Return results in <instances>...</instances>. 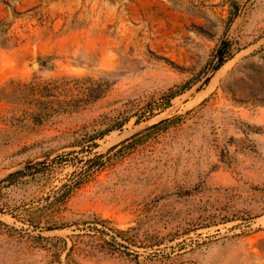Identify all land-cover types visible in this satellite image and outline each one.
<instances>
[{
	"label": "rangeland",
	"instance_id": "rangeland-1",
	"mask_svg": "<svg viewBox=\"0 0 264 264\" xmlns=\"http://www.w3.org/2000/svg\"><path fill=\"white\" fill-rule=\"evenodd\" d=\"M17 172L0 264H264V0H0Z\"/></svg>",
	"mask_w": 264,
	"mask_h": 264
},
{
	"label": "trees",
	"instance_id": "trees-1",
	"mask_svg": "<svg viewBox=\"0 0 264 264\" xmlns=\"http://www.w3.org/2000/svg\"><path fill=\"white\" fill-rule=\"evenodd\" d=\"M235 5H232V8H236V7H234ZM227 48L226 47H224L219 53H218V55H217V65H216V69H219L220 67H222V65L226 62V60L228 59V57L229 56H227ZM185 89V86H183V87H180L177 91H175V90H173V89H170L169 91H168V93H167V95H166V107H168V105H169V103H170V101L174 98V97H176L178 94H180V92H182L183 90ZM94 99H97V97L96 98H94ZM37 102V104H39V102L38 101H36ZM33 117L35 118V119H37V118H41L42 119V117L40 116V115H37V114H34L33 115ZM109 131H106V133H108ZM103 136V135H102ZM101 135H100V137H102ZM24 175V172H17V173H14V174H11V175H9L8 177H6L5 178V180H3L0 184H2V183H8L9 185H12V184H14L15 183V181H17V179L18 178H20L21 176H23ZM187 194H189V193H187ZM1 210V209H0ZM93 227H87V228H90V229H92L93 231H96L97 233H99L100 235H101V237H102V240L104 241L103 242V244L105 245H107L108 244V242L107 241H105L104 240V238L105 237H107V236H109V234H108V231H106L107 229H106V225L108 224V222L107 221H105V220H101V219H97L96 220V222L93 224V223H90ZM101 226V227H103L102 229H98L97 228V226ZM63 228H65V227H60V228H54V229H50V228H48L47 230L48 231H52V230H57V229H63ZM126 232H120V231H116V234H118L119 236H123L124 234H125ZM41 239V241L43 242V243H51V242H53V241H55L56 243H58V244H60L61 245V247L60 246H58V247H55V249L53 250L56 254H58V261L57 262H59L60 261V259H59V253H61V251L63 252V251H66V245H67V243H66V241L65 240H63V239H60V238H53V239H47V238H40ZM114 239H115V237H111V241L112 242H114ZM72 248H74V245L70 248V249H68V251H67V255H66V257H68V253L70 252V250L72 249ZM112 248V247H111ZM101 252H105L106 251V249L104 248V247H100V249H99ZM114 250H117V249H109V251H111V252H114ZM118 252H120L119 250H117ZM60 263V262H59Z\"/></svg>",
	"mask_w": 264,
	"mask_h": 264
}]
</instances>
